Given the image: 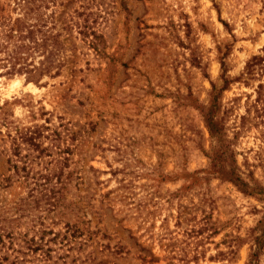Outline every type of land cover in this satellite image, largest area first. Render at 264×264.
<instances>
[{"label":"rangeland","instance_id":"374dc122","mask_svg":"<svg viewBox=\"0 0 264 264\" xmlns=\"http://www.w3.org/2000/svg\"><path fill=\"white\" fill-rule=\"evenodd\" d=\"M211 111L264 189V0H0V119L88 131L70 168L98 233L56 264H264V194L210 174ZM9 145L0 125V177Z\"/></svg>","mask_w":264,"mask_h":264},{"label":"trees","instance_id":"16d2710c","mask_svg":"<svg viewBox=\"0 0 264 264\" xmlns=\"http://www.w3.org/2000/svg\"><path fill=\"white\" fill-rule=\"evenodd\" d=\"M90 46L94 49L93 43ZM40 109L41 117L49 115ZM214 117L212 111L204 116L206 129L215 139L208 157L210 174L231 183L244 195L264 194L251 176L244 179L233 165L231 154L223 146L222 128ZM0 120L10 143L6 161L8 172H12L0 177V264H56L72 251L87 246L98 233L84 220L81 203L86 196L73 192L80 177L70 168L82 161L79 151L88 131L75 135L66 124H60V130H52L47 125L18 126ZM44 123L48 124L47 118ZM60 139H67L69 145L59 146ZM74 155L79 157L77 161L72 159ZM15 189L24 191V195L8 198ZM111 193L103 194L100 202H113V198L109 199ZM258 228L254 258L264 245V225L259 222Z\"/></svg>","mask_w":264,"mask_h":264},{"label":"bare ground","instance_id":"6f19581e","mask_svg":"<svg viewBox=\"0 0 264 264\" xmlns=\"http://www.w3.org/2000/svg\"><path fill=\"white\" fill-rule=\"evenodd\" d=\"M18 86H19L18 82H13L10 88L14 89V88H17Z\"/></svg>","mask_w":264,"mask_h":264}]
</instances>
